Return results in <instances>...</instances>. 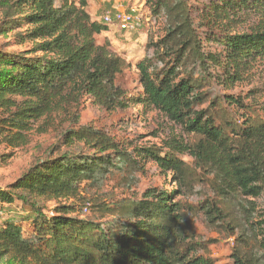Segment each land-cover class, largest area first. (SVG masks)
Returning a JSON list of instances; mask_svg holds the SVG:
<instances>
[{"label": "trees", "instance_id": "1", "mask_svg": "<svg viewBox=\"0 0 264 264\" xmlns=\"http://www.w3.org/2000/svg\"><path fill=\"white\" fill-rule=\"evenodd\" d=\"M149 3L150 19L164 21V34L148 39L136 65L141 94L128 97L116 83L127 64L107 42H96L109 28L90 18L85 0H0V38L27 46L8 50L0 43V145L17 148L42 118L63 106L73 109L56 143L0 189L1 207L19 202L33 215L31 221L4 220L0 264H214L198 251L192 219L199 214L209 229L232 239L231 264H264V118L252 112L239 122L218 106L211 88L203 91L212 71H222L223 86L233 85L264 58V31L217 37L222 52L206 53L188 0ZM251 5L210 0L205 9L222 23L264 9V0ZM84 100L108 112H158L189 140H171L163 154L154 148L127 152L79 123ZM10 157L0 156L3 164ZM140 160L170 174L182 189L202 183L210 199L194 207L177 200L183 196L177 189H148L139 198L106 201V183L127 191L138 185ZM48 203L55 206L45 216ZM27 221L32 231L25 236Z\"/></svg>", "mask_w": 264, "mask_h": 264}, {"label": "rangeland", "instance_id": "2", "mask_svg": "<svg viewBox=\"0 0 264 264\" xmlns=\"http://www.w3.org/2000/svg\"><path fill=\"white\" fill-rule=\"evenodd\" d=\"M87 3L86 12L93 21H99L102 14L106 11H112L117 5L123 9L136 7L148 13L150 0H85ZM145 2V6L142 2ZM252 1V5L260 0ZM263 1V0H261ZM210 0H188V7L194 26L197 29L198 36L204 44L206 53L218 54L223 48L217 45L213 40L223 38L227 35H250L258 31H264V9L256 8L238 13L229 19L217 23L213 21L206 6ZM150 13V12H149ZM150 16L151 13L149 14ZM150 19V18H149ZM161 18L151 17L143 30L134 33H119L115 29H109L96 37L99 45L107 42L112 54L121 57L127 64V68L116 78L117 85L125 91L128 97H137L141 94L138 72L136 65L145 57V48L149 38L154 40L161 38L164 34V25ZM208 37V41L206 38ZM7 42L8 50H23L27 48L16 47L13 40L0 38V43ZM223 61V60H222ZM213 69V68H212ZM223 73L220 69L211 72V77L206 78L207 87L203 91L211 88L210 94L218 97L220 104L224 106L234 117L241 121L244 114L255 112L264 118V58L253 63L249 69L242 71L239 80L233 85L223 86L219 78ZM229 82V81H227ZM236 100L238 103L229 104ZM227 101V102H225ZM217 104V103H216ZM208 105V104H207ZM204 105V106H207ZM230 106H242L238 108ZM203 108V107H202ZM79 123L89 125L95 129L101 130L113 138L127 152L135 149L154 148L161 153L170 151L168 144L171 140L186 142L189 140L181 129L171 123L165 116L158 112H148L141 107L136 109L116 110L113 112L95 106L88 100H84L82 106L77 110ZM73 109L70 107H61L51 115L42 118L35 127L27 132L26 139L22 145L17 148H10L8 145H0V156L10 154L3 164L0 158V189H6L8 185L16 181L31 165L33 158L41 156L42 153L56 143L58 131L72 117ZM185 163H191L187 156L179 155ZM134 157V156H133ZM136 160H139L136 158ZM140 166L144 168L143 172L138 174V185L130 191L115 185L114 182L106 183L104 192L106 201H116L123 198H139L146 190L156 189L165 192L179 190L183 196L177 200L182 203H188L194 207L199 206L205 200H209L210 193L202 183L193 186L191 189H182L168 173H163L155 165L145 163L140 160ZM191 193V194H190ZM54 203H48L42 210V214L50 216L54 208ZM3 212L0 218V227L6 218L15 222H23V218H29L31 221L33 215L29 208L16 202L12 207H1ZM28 220V219H27ZM196 243L200 245L198 251H205L204 254L209 257L214 264H231L230 256L232 250V239L224 233L215 232L209 229L201 214L192 219ZM25 236L32 231L30 222L21 225ZM199 254H203L199 252Z\"/></svg>", "mask_w": 264, "mask_h": 264}, {"label": "built area", "instance_id": "3", "mask_svg": "<svg viewBox=\"0 0 264 264\" xmlns=\"http://www.w3.org/2000/svg\"><path fill=\"white\" fill-rule=\"evenodd\" d=\"M150 15L142 9L130 7L123 9L117 5L112 11H106L102 14L99 21L109 29H115L119 33L134 34L143 30L149 23Z\"/></svg>", "mask_w": 264, "mask_h": 264}]
</instances>
